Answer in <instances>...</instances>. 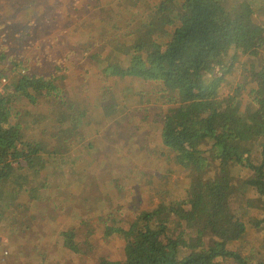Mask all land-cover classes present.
Returning a JSON list of instances; mask_svg holds the SVG:
<instances>
[{
    "label": "rangeland",
    "instance_id": "374dc122",
    "mask_svg": "<svg viewBox=\"0 0 264 264\" xmlns=\"http://www.w3.org/2000/svg\"><path fill=\"white\" fill-rule=\"evenodd\" d=\"M95 1L0 0V25L11 29L14 35L6 37V30L0 27V51L5 49L6 55L13 57V64L18 63L26 68H18L23 73L16 75L17 81L23 79L24 75H35L40 70L44 71L45 78L54 80L53 89L47 92L49 94L43 92L44 97L36 95V99H39L36 104L32 105L27 99L21 97H14V102L9 104L10 113H15L17 120L20 117L33 129L28 131L30 133L23 135V141L31 139L35 144L40 145L43 151L34 161L31 171L27 173L16 167L8 169L10 175L2 184V191L5 193L0 200V234L2 235L0 245L4 246L0 255L2 264H101L103 261L123 260L124 230L132 225L145 207L150 204L161 207L162 202L168 201L170 196L171 198L180 197L179 192L184 189L182 182L176 180L183 171V164L178 162L176 156L174 157L176 153L171 152L169 148L166 154H160L154 161L157 165L156 177L146 175L141 178L140 175L147 171V164L150 162L147 157V121L142 113L132 112L126 118L119 111L114 116L117 120L113 119L109 123V128L113 129L118 122L119 126L112 136L117 140L114 141L118 142V151L128 152V157L122 154L119 156L120 161L113 159L114 149L110 146L103 157H99L102 153L99 152L98 156L93 155L74 162L71 160L54 162L48 166L50 162L47 161V155L55 152L58 157H62V154L66 155L73 150L72 142L68 141L72 140V137L75 141H79L77 131L81 130L80 125L85 122L84 130L87 134L84 137L114 142L103 126L108 122H102L100 112L107 115L111 113L109 111L111 105L117 107L115 112L118 111L119 106L115 101L106 103L108 108L104 105L99 106V103L100 100L103 102L106 99L102 98L103 90L106 87L113 89L116 79L103 71L105 64L97 61L93 64L91 59L94 55H101L105 61L118 63L124 69L127 65L128 68L132 56L135 55L131 40L134 36L141 34L139 29L144 26L142 23L147 25L148 4L146 3L149 2L142 0L141 8L137 10L138 8L135 9L129 4V0H121L119 3L113 1L108 6L105 0H100L101 2L98 3ZM160 1L154 0L156 3ZM222 1L227 8L233 4V1L248 4L258 16L255 20L259 18L257 22L264 24V0ZM90 2L95 5L94 9L90 13H84L85 6ZM85 19L90 20L94 28L92 32L94 35L89 34V42L92 45L88 44L77 54L75 50H69V41L74 43L80 37L88 35V31H85L89 29L86 27L88 24L86 26L79 24ZM130 22L133 25L127 26L128 23L131 24ZM28 24H31V29L27 31L33 30L36 37L26 38L23 41L19 39L21 36L16 39L17 34H21V28ZM72 27H80L84 30L77 32L72 30ZM146 36V32H143L142 38L145 39ZM165 40V37L157 39L161 45H164ZM59 42H61L60 47H58ZM56 52L59 54L54 61L46 65L44 62L49 53ZM68 53L69 56H67ZM235 53V50H231L229 54ZM239 73L240 71L236 69L231 74H224L217 90L221 96L233 98L241 104L246 115H249L256 110L258 102L240 101L241 93L235 91V88L244 85L247 87L248 84L247 79ZM121 77H123V85L130 78L138 80L139 91L146 95L147 80L143 77L119 76ZM6 82L7 87L11 81L6 78ZM159 83L148 82V85L161 91L157 87ZM161 95L165 109L169 111L177 106L179 99L168 94ZM93 99L98 100L93 102L92 108H89L86 103ZM95 109L101 122L98 126L89 128L88 125L94 122ZM63 115L67 119H63ZM257 121H264L261 112L257 115ZM50 134L53 136V145L49 149L47 141ZM258 142L259 140L255 139L249 144L252 147L250 158L255 166H259L255 161L258 153L253 152V147ZM125 143H128V147H123ZM124 161H128L138 169L136 182L133 180L134 182L129 185H125V180L130 171L123 172L125 164L119 163ZM22 163L25 162L21 158L19 165ZM38 168L43 171L38 173L36 171ZM120 171L123 173L118 174ZM71 174L78 178H85L86 182L76 183ZM244 174L246 176L247 172ZM117 182H119L118 185ZM121 184H124L123 189L119 191ZM129 186L132 196L124 199L121 195L125 187ZM112 187L114 190L111 189ZM237 188L247 189L242 184ZM104 194H107V197H104ZM237 197L233 201L232 208H240L246 232L244 236L238 238L244 247L241 245L236 253L248 257L249 261L252 259L253 262L264 263V236L262 231L258 230L255 224L252 225L249 220L250 212L259 209L262 203L258 206L254 205L253 194ZM105 199H117L118 202L111 208L109 204H113L114 201L109 200L107 204L108 201ZM44 204L45 207H43ZM65 209H67L66 213ZM52 213L55 216L56 213L57 215L65 213L75 222L78 221L76 237L84 235L85 242L79 245L80 252L90 251L86 257L75 252L56 254V250L52 248V244L55 243L47 237H60L62 229L67 227L62 225L55 227L56 220L49 221L53 217ZM253 215L252 221L256 223L258 221L255 217L256 212ZM164 216L169 215L164 214ZM194 219L196 217L187 223L185 227L187 232L190 227H193ZM79 228H82L81 232L78 231ZM104 229L108 231L109 236L105 235ZM207 234L209 236V233ZM234 263L238 264L235 259H232L228 264Z\"/></svg>",
    "mask_w": 264,
    "mask_h": 264
},
{
    "label": "trees",
    "instance_id": "16d2710c",
    "mask_svg": "<svg viewBox=\"0 0 264 264\" xmlns=\"http://www.w3.org/2000/svg\"><path fill=\"white\" fill-rule=\"evenodd\" d=\"M105 1L107 6L113 1L121 2ZM141 1L129 0V4L140 10ZM147 1L150 3L145 2L148 4L147 25L142 23L141 34L131 40L135 57L132 56L129 67L126 65L124 69L118 63H110L103 66V71L160 82L159 90L179 99L177 106L164 116L162 143L176 153L174 157L183 164V171L176 180L182 182L184 189L179 192L180 197L170 196L161 207L155 204L146 208L124 230L123 260L101 264H228L232 259L238 264H264L236 253L241 245L244 247L238 238L245 235L246 229L240 208H232L237 196L253 194L252 203L257 206L262 203V206L250 212L249 220L264 236V121H257L260 112L264 117V24L257 22L256 12L240 1H233L229 8L222 0ZM94 7L90 2L84 13H90ZM3 29L6 37L14 36L11 29ZM21 29V34L16 36V39L21 36L20 41L33 34V30L27 31L31 29L29 24ZM143 32L147 34L145 39ZM159 37H165L164 45L158 43ZM231 50L236 53L229 54ZM58 54L49 53L44 63L50 65ZM13 63V57L6 55L5 49L0 51V80L11 81L0 93V200L5 195L2 184L10 175L8 169L16 167L28 173L43 151L31 139L23 141V135L33 129L20 117L17 120L15 113H10L9 104L14 102V97H21L34 105L39 102L36 95L51 91L54 83L52 78H45L43 70L35 75H24L17 81L16 75L23 73L18 68H26ZM236 69L248 84V88L245 85L235 88L241 93L240 101L258 102L256 110L249 115L241 104L221 96L217 90L221 77ZM99 110L102 109L99 107ZM63 119L67 117L63 115ZM95 123L97 121L88 127ZM85 124L77 131L79 140L87 134ZM255 139L259 142L253 152L258 153L255 161L259 166L250 158L252 147L249 144ZM52 141L50 134L49 149ZM84 146L88 155H92L95 143ZM53 153L46 156L48 166L53 163L52 158L58 157ZM21 158L25 163L19 165ZM55 162H63V159ZM36 171L39 173L41 169ZM76 181L83 183L86 179L76 177ZM241 184L247 189H238ZM254 212L256 223L252 221ZM193 217H196L194 225L187 232L185 227ZM106 229L105 235L109 236ZM61 236L64 246H75L69 233Z\"/></svg>",
    "mask_w": 264,
    "mask_h": 264
},
{
    "label": "crops",
    "instance_id": "0c3cea01",
    "mask_svg": "<svg viewBox=\"0 0 264 264\" xmlns=\"http://www.w3.org/2000/svg\"><path fill=\"white\" fill-rule=\"evenodd\" d=\"M79 24L82 25H87L86 27H89L88 30L85 29V31H88V35H85V37H80L78 40H76L74 43L73 41H69V50H75L77 52L82 51L83 49H85V47L90 44L92 45V43H90V38H89V34L94 35L93 32V26L91 24L90 20L85 19L83 22H80ZM31 25V24H29ZM96 27V26H95ZM30 28V27H28ZM72 30H75L77 32L82 31L84 29L80 28V27H72ZM32 37H36L34 34L29 35V39ZM44 40V38H43ZM61 42L58 43V47H60ZM70 53H72V51H70ZM80 53V52H79ZM96 61L99 63H103L105 65L108 66V64H110V62L103 60L102 56H96L91 59V62L93 64H96ZM113 77H115L116 81H114V86L113 89H109V87H106V89L103 90V95L102 98L105 97L106 99L100 100L99 106H106L108 108V104L106 103H112V102H117L119 108L118 111L115 112L117 107H114L113 105L110 106L109 111L111 112L110 114L104 115L100 112L101 116H102V122L103 121H107L108 124L107 125H103L104 128L108 131L110 137L112 138V140H116L114 138V136H112L115 133V130L118 128L119 124L118 122L116 123L115 127L113 129L109 128V123L113 120L116 119L114 116L120 111V113L128 118L129 115L133 112V113H142V116L144 117L145 121H147V157L149 158L150 162L147 164V171L144 172L141 178L146 177V175H151L152 177H156V173H155V169L157 168V165L155 164V159L156 157L160 156V154H166L167 150H169L163 143H162V125H163V121H164V116L165 114L168 112L167 109H165L163 102H162V95L161 94H165L166 93H161V91L156 90V88H154L152 85H148L147 82V93L146 95H144L142 92L139 91L140 89V84L138 80H131V78L126 82V84L123 85V77L119 78V76L121 75H111ZM116 91V92H115ZM160 93V94H159ZM100 99V98H99ZM98 99H93L89 102L86 103V105L89 108L93 107V102H95ZM105 103V104H104ZM95 108V107H94ZM115 112V113H114ZM117 120V119H116ZM93 121L97 123H95V126H98L99 122H101V119L99 118V116L97 115V111L95 109V116L93 118ZM92 128V127H91ZM72 136V135H71ZM117 141V140H116ZM66 142V141H65ZM69 143L72 142L73 144V150L69 151L66 155L62 154V157H55L52 158L51 160L53 161V163L58 159H62L63 158V162L67 161V160H71V162L76 161V160H82L85 159L87 157H89V151L85 148L84 144L85 143H90L93 142L95 143V150L93 152L92 155L90 156H98L99 152H102L101 155L99 157H103V154L106 152V150L110 147L113 146L114 149V155H113V159H116L118 161L119 160V156H121L122 154H125V157H128V152L123 153L122 151H118V142H111L110 141H103V140H98L96 138H82L79 141H75V139L72 137V140L68 141ZM122 144V143H121ZM123 147H128V143H125V146L123 145ZM172 152V151H171ZM68 162V161H67ZM120 164H125L123 169L125 171H130V173L126 176V184L125 185H129L131 183H133L134 181L136 182L137 179V175H138V169H136V166L131 165L128 161H124V162H119ZM169 167V166H168ZM95 172H98V170H95ZM120 171L121 174L123 173ZM109 174V173H108ZM73 178H75V182L76 183H80L78 181H76V177L71 174ZM161 175V174H159ZM134 180V181H133ZM154 183V181H153ZM117 185L119 184V182L116 183ZM137 184V183H136ZM182 184V183H181ZM123 185L121 184L118 188L119 191H121L123 189ZM134 186V185H131ZM135 187V186H134ZM112 190H114V188H111ZM122 197H124V199H127L129 196L131 195V187H125L123 194L121 195ZM104 197H107V194H104ZM106 201H108L107 204H109V200L110 201H114L113 204H109L111 205L110 207L113 208L114 204L116 205V203L118 202L117 199L113 200V199H105ZM95 206V205H93ZM108 206V205H107ZM92 207V206H91ZM152 207V204L148 205L147 207H145V209ZM67 212V209H65V213ZM70 213V210L68 211ZM112 212V210H111ZM110 212V213H111ZM64 214H55L52 213V216L49 221L51 222V220H56V226L62 225V226H66L67 229H62V233H60V237H47L49 238L51 241H53L55 244H52V248H54L56 250V254H61L63 252H75L80 254L83 257H86L88 252H90L89 250H87L88 252H80V245L79 243L81 242H85L83 237L84 235H81L79 238L76 237V229L79 227L78 226V221L75 222L72 218H69L68 216H66ZM55 223V222H54ZM106 223V222H103ZM75 227V228H74ZM100 229V227H98ZM50 229V227H49ZM48 230V229H47ZM69 233V236H72V240L75 244V246L73 247H66L64 246V239L62 238V234H66ZM0 236H2L0 234ZM104 238V237H103ZM82 239V241L80 240ZM47 247H49V245H46ZM51 246V245H50ZM4 246L0 245V255L3 252ZM84 249V248H81ZM47 250V248H46Z\"/></svg>",
    "mask_w": 264,
    "mask_h": 264
},
{
    "label": "built area",
    "instance_id": "2783aa9c",
    "mask_svg": "<svg viewBox=\"0 0 264 264\" xmlns=\"http://www.w3.org/2000/svg\"><path fill=\"white\" fill-rule=\"evenodd\" d=\"M6 83H7L6 82V78H3V79L0 80V93H2V90L6 86ZM0 264H2L1 261H0Z\"/></svg>",
    "mask_w": 264,
    "mask_h": 264
}]
</instances>
